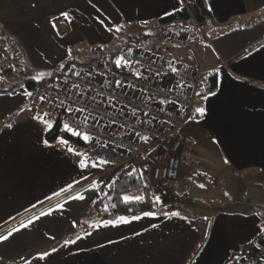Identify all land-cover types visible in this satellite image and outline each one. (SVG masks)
<instances>
[{
	"label": "crops",
	"instance_id": "crops-1",
	"mask_svg": "<svg viewBox=\"0 0 264 264\" xmlns=\"http://www.w3.org/2000/svg\"><path fill=\"white\" fill-rule=\"evenodd\" d=\"M185 4L0 0V48L15 45L22 62L14 77L0 80V96H13L25 89L27 78L33 79L25 72L35 67L30 53L44 52V37L62 31L103 34L136 25L149 28L142 37L153 36L160 29L158 20ZM205 4L207 24L192 21L171 33H206L211 42L192 39L183 58L160 45L163 59L213 75L215 85L199 99L205 115L196 112L178 131L183 141L180 176L156 185L155 218L141 214L139 220L126 216L130 223H106L116 219L109 212H117L105 197L111 174L63 137L48 143L49 127L19 102L17 110L0 116V237L12 233L0 240V264H240L264 235V0ZM150 41L142 38V46L148 48ZM100 175L103 186L97 187ZM102 199L104 206L94 208ZM93 220L97 223L90 224Z\"/></svg>",
	"mask_w": 264,
	"mask_h": 264
},
{
	"label": "built area",
	"instance_id": "built-area-1",
	"mask_svg": "<svg viewBox=\"0 0 264 264\" xmlns=\"http://www.w3.org/2000/svg\"><path fill=\"white\" fill-rule=\"evenodd\" d=\"M171 32H163L148 48L141 42L120 51L115 60L126 61L125 67H117L114 61L113 68L92 63L57 71V78L39 92L35 119L58 125L62 136L79 140L73 144L77 152L111 174L104 185L107 191L114 189L116 181L136 172L151 184L179 179L183 141L178 131L196 114L199 99L211 92L213 85L203 72L187 70L161 57L160 45L185 47V38ZM19 55L9 42L0 48V80L15 76L22 65ZM78 108L87 111L76 112ZM84 116L89 117L87 124ZM65 124L88 134L89 141L67 132ZM95 185L103 186L101 175ZM109 216L115 217L116 212L110 211ZM240 264H264V235L246 250Z\"/></svg>",
	"mask_w": 264,
	"mask_h": 264
},
{
	"label": "rangeland",
	"instance_id": "rangeland-1",
	"mask_svg": "<svg viewBox=\"0 0 264 264\" xmlns=\"http://www.w3.org/2000/svg\"><path fill=\"white\" fill-rule=\"evenodd\" d=\"M83 22L84 20L82 23ZM98 22L101 21L98 20ZM145 33H150V30L149 28L142 27V25L132 26L131 28L121 29L119 31H108L103 34H77L73 32L67 34L62 31V35L60 36L44 37V52L38 50L32 51L30 53L32 57L31 62L35 67H29L27 71L24 72L26 75H29V77L32 76L33 80L40 81L49 76L50 73L47 72L51 70H76L89 62L91 63L95 60L101 59L105 55L108 56L117 47V44L123 45L128 39L135 41ZM181 36L185 38V47L170 49V54L177 56L178 58L187 56L186 54L188 50L192 48L190 45L192 39L204 42L206 38L207 41L211 42V37L206 33L204 36L199 32H194L191 36L184 33ZM24 70L26 69L24 68ZM8 92L10 93V90L3 92V94ZM39 92L40 91L37 93L34 91L28 92L25 89H18L11 97L0 96V116L2 115V112L4 113L11 109L17 110L16 106H18L19 102H22L21 108L29 107L28 111L32 112L36 101L39 99ZM26 93H31V96L26 95ZM12 113H14V111ZM13 117L14 116L12 115L5 123L9 122ZM140 175L144 179L146 185L153 192L157 184H151L147 181L145 175L142 176V173H140ZM133 195L134 197L139 196L137 194Z\"/></svg>",
	"mask_w": 264,
	"mask_h": 264
},
{
	"label": "trees",
	"instance_id": "trees-1",
	"mask_svg": "<svg viewBox=\"0 0 264 264\" xmlns=\"http://www.w3.org/2000/svg\"><path fill=\"white\" fill-rule=\"evenodd\" d=\"M210 18V13L206 7L205 0H186V4L184 7L179 8L176 12L161 18L158 20V25L160 29L156 34L153 36H141L138 37L137 40H130L128 39L126 43L117 44V47L108 55L104 56L100 59V61H94L92 63H106L108 66L113 68V64L115 61V58L117 54L120 51L128 50L130 48H133L135 46H139L142 42V38H146V40L150 42H154L155 38H158L159 35H161L163 32L167 30L172 31H182L183 29L181 27L187 25L189 22L194 21L197 25L196 26H204L208 23ZM167 29V30H165ZM120 43V42H119ZM20 59V55H19ZM88 64V65H89ZM206 76V75H205ZM208 79L212 82L213 88L215 85V77L212 76H206ZM57 78L56 72H53L50 74L49 78L42 79L40 81L33 80L32 78H27V80L22 83V86L28 90L29 92H38L40 91L48 82L54 81V79ZM59 137H63L70 141L71 143L75 144L78 143L79 140L75 138H71L69 136H62L61 130L58 125L51 126L46 134H45V140L48 143H53L55 140H57ZM146 185L144 179L141 177L139 172L133 173L131 175H128L124 177L123 179H120L116 181L115 187L112 191L105 194V197L107 199L109 198V201L112 204H116L117 207L115 208L116 217L117 216H137L143 214V212L150 211V212H156L158 210L157 204L153 203V199L155 195L150 190V188ZM130 195L134 197L133 194H137L139 196H144V202H134L130 205H125L120 197L123 195ZM104 200H99L97 203L94 204V208H100L101 206H104ZM104 207H102L103 209ZM105 219L108 217L104 216Z\"/></svg>",
	"mask_w": 264,
	"mask_h": 264
},
{
	"label": "snow or ice",
	"instance_id": "snow-or-ice-1",
	"mask_svg": "<svg viewBox=\"0 0 264 264\" xmlns=\"http://www.w3.org/2000/svg\"><path fill=\"white\" fill-rule=\"evenodd\" d=\"M61 16L65 17L66 19H69L68 17V14L67 13H61ZM119 29H117L118 31ZM115 64L117 67H125L126 66V61L122 60V59H116L115 60ZM172 72L175 73L176 72V69H172ZM35 79V78H34ZM116 84L117 86H120L121 82L120 81H116ZM180 87H182L183 85H178ZM26 95L28 96H31V93H26ZM202 95V94H201ZM171 103V101H162V103ZM76 112H79V113H83V112H86L87 109L86 108H78V109H75ZM196 111L199 113V115H205V110L203 108H197ZM145 115H147V113H145ZM84 122L87 124L88 120H89V117L88 116H84ZM42 123H44V121L42 120L41 121ZM47 127H51V125H46ZM64 129L67 131V132H70L72 135L74 136H78V137H81L83 138V140L85 142H88L89 141V135L88 134H82L81 131L78 130V128H73L71 127L69 124H65L64 126ZM143 139L147 140V137H144ZM61 143H65V141H61ZM69 151H72L71 149H69ZM77 155H79V153H77ZM105 163H108V161H104ZM225 163H227V161H225ZM81 164L83 165L84 164V161L82 160L81 161ZM95 166V165H93ZM144 187L146 188L147 185H144ZM227 195V193L225 194ZM121 201L125 204V205H130L131 203H134V202H139V203H143L144 202V196L141 195V196H135V197H132L130 195H123L122 197H120ZM153 203L154 204H158L159 203V197H154L153 199ZM111 207L113 209H115L117 207V205L114 203L111 205ZM104 211H108V207L105 206V209ZM41 215H45V213H41ZM165 215H169V213H165ZM170 215L172 216H176L177 213H170ZM143 217H151V218H155V213L154 212H150V211H146V212H143ZM39 217H37L38 219ZM142 217L141 216H133L132 219L133 220H139L141 219ZM131 221L126 217V216H117L115 220L113 221H109V222H106L108 224H110L111 226H118V224H126V223H130ZM32 221H29V224H31ZM262 231H264V229H262ZM12 233L9 232L7 234V236H3V237H0V240H3V239H7L8 236H11ZM67 243H72V241H69ZM53 251H55V249H53ZM49 255L48 253H45L44 256H47ZM41 258H44L43 256ZM25 264H27V262H25Z\"/></svg>",
	"mask_w": 264,
	"mask_h": 264
},
{
	"label": "water",
	"instance_id": "water-1",
	"mask_svg": "<svg viewBox=\"0 0 264 264\" xmlns=\"http://www.w3.org/2000/svg\"><path fill=\"white\" fill-rule=\"evenodd\" d=\"M97 223V220H93L90 222V224H96Z\"/></svg>",
	"mask_w": 264,
	"mask_h": 264
}]
</instances>
